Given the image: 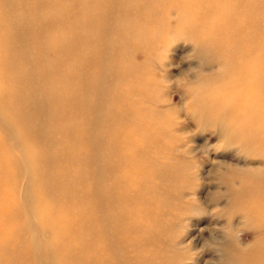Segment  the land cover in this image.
Instances as JSON below:
<instances>
[{"label": "bare ground", "instance_id": "6f19581e", "mask_svg": "<svg viewBox=\"0 0 264 264\" xmlns=\"http://www.w3.org/2000/svg\"><path fill=\"white\" fill-rule=\"evenodd\" d=\"M225 1L232 4L230 11L217 10V5H226ZM225 1L211 0L207 9L221 16L216 23V35H210L216 38L214 42L218 40L216 47L226 61L227 71L220 86L239 93L234 102L240 119L235 122L242 136L264 142V75L253 88L247 83L245 71L246 63L253 58L264 61V0ZM17 3L28 9L25 0ZM46 3L60 14L56 25L65 29L78 26L68 37L60 31L50 32L49 40L42 44L54 53L47 74L59 86L62 98L61 107L47 99V108L52 111L53 128L57 119L53 114L55 107L69 121V129L63 133L66 136L54 134L41 145L27 139L22 150L25 169H34V179L42 185L37 208L42 215V228L53 233L58 263L171 264V258H165L161 247L162 219L167 213L162 207L163 190L154 181V175L165 176L164 161L158 164L160 167L154 166L163 157L162 146L152 137L164 135L162 121L145 102L150 93L148 79L140 75L137 67L129 69L130 52L138 48L145 33L138 32V37L129 40L127 34L140 25L131 20L121 32L126 54L123 58L119 55L123 53L120 46L116 47V55L110 54L108 58L103 52L107 41L104 33L108 32L107 14L112 9L105 0H46ZM122 14L137 19L140 7L128 5ZM12 24L9 10L0 8V59L5 53V58L15 62L18 61L15 43L20 37ZM33 29L38 34V27ZM32 46L40 49L38 44ZM108 60L113 65L109 79L114 91L109 97L107 114L102 117L98 115L102 103L95 99L97 87L90 81L91 76L102 73ZM11 75L16 84L10 92L24 95L20 99L22 106L11 110L7 119L14 118L19 125L23 119H34L29 110L34 86L30 81L19 83L16 71ZM1 137L0 133V264H35L30 246L25 249L31 240V230L24 225L25 210L17 195L19 157ZM50 146L61 157L47 174L46 152ZM47 183L50 185L43 189ZM99 186H105L106 191L100 194ZM251 209L264 222V195ZM118 245L121 249L117 251L124 252V257L117 253ZM259 250L249 264H264V244Z\"/></svg>", "mask_w": 264, "mask_h": 264}, {"label": "rangeland", "instance_id": "374dc122", "mask_svg": "<svg viewBox=\"0 0 264 264\" xmlns=\"http://www.w3.org/2000/svg\"><path fill=\"white\" fill-rule=\"evenodd\" d=\"M25 1L28 9L20 8L17 0H0V8L9 10L14 31L20 37L15 43L18 61L5 58V53L0 59V133L19 157L17 195L25 210L24 225L31 230V240L25 249L30 246L35 264H59L53 233L42 228V215L37 208L42 185L34 179V169H25L22 150L27 139L41 145L54 134L66 136L63 133L69 129V121L55 107L53 114L57 119L53 128L52 111L47 108V99L61 107L62 98L59 86L47 74L54 53L42 44L49 40L50 32L60 31L68 37L78 26L65 29L56 25L60 14L46 0ZM172 1L105 0L112 11L107 14L110 25L104 33L107 41L103 52L110 58L116 47L122 46L123 53L119 55L123 58L126 54L121 42L123 30L131 20L140 24L127 34L129 40L139 33L146 36L141 37L137 49L131 50L129 69L137 67L135 70L148 79L150 93L145 102L159 114L163 126L164 135L152 137L162 146L163 157L154 166L164 161L165 176L154 175V179L152 175V178L163 190L162 207L167 210L161 225L165 258H171V264H249V259L258 256L259 246L264 244V222L251 209L264 195V142L242 136L235 122L240 119L234 102L239 93L220 86L227 67L216 47L218 40L214 42L216 38L210 36L216 35V23L221 18L217 11L207 10L211 0ZM225 3L227 7L220 4L217 10L230 11L232 4ZM136 4L141 14L137 19L125 18L122 14L125 7ZM35 26L38 34L33 32ZM34 44L40 45V49ZM104 66L102 73L91 76L90 81L97 87V97L95 93L92 96L102 103L98 112L102 117L107 114L109 97L114 91L109 79L113 65L108 60ZM13 71L18 73L19 83L30 81L34 86L29 100L34 119H23L19 125L14 118L7 119L11 110L22 106L20 99L24 95L10 92L16 84ZM202 83L208 87L196 93L193 86ZM60 157L55 147L47 148V174ZM49 185H43V189ZM97 190L100 194L106 191L105 186ZM118 248L119 245L116 251ZM117 253L124 257L121 250Z\"/></svg>", "mask_w": 264, "mask_h": 264}, {"label": "clouds", "instance_id": "9594fccd", "mask_svg": "<svg viewBox=\"0 0 264 264\" xmlns=\"http://www.w3.org/2000/svg\"><path fill=\"white\" fill-rule=\"evenodd\" d=\"M245 71L247 73V83L249 84V86L255 88L261 76L264 75V61H259L253 58L246 63ZM206 87H208V85L202 83L193 86V90L198 93ZM239 235L241 236L242 233H239Z\"/></svg>", "mask_w": 264, "mask_h": 264}]
</instances>
